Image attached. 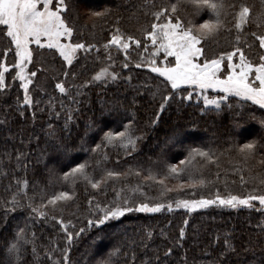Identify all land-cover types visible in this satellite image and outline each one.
<instances>
[{"label": "trees", "instance_id": "1", "mask_svg": "<svg viewBox=\"0 0 264 264\" xmlns=\"http://www.w3.org/2000/svg\"><path fill=\"white\" fill-rule=\"evenodd\" d=\"M84 1L81 4L75 0V10L68 13V23L75 29V41L95 47L90 52L77 53L71 68L66 67L55 51L36 49L29 69L37 72L28 92L31 106L24 105V91L20 81L14 79V49L4 57L8 40L0 38V63L10 69L5 74L8 87L0 94V264H10L7 247L20 228H27L30 235L35 234L39 264H53L44 256L46 250L53 248L57 251L49 254L56 264H63L64 249H67L69 264H102L109 260L112 252L116 255L111 256V264H215L224 249L225 235L236 252L229 253L224 264H264V232L257 227L264 224V214L254 209L213 205L187 213L173 204L171 212L166 207L159 213L131 212L100 228L89 226V219L95 220L101 215L97 205L108 206L113 200V188L119 191L124 186L122 195L131 197L134 202H160L159 185L143 180L146 170L178 164L190 147L215 153L219 167L212 164L204 169V175L212 181L207 188L196 191L195 195L188 188L168 193L172 200L165 197L166 204L175 199L211 198L217 190L222 196L229 193L244 196L254 188L259 189L258 183L251 182V176L264 174V165L258 163L264 157V147L258 152L257 160L247 163L240 161L234 148L245 142L264 143V131L259 126V120L264 117L261 116L263 110L251 104L245 106L237 101L230 110L225 102L222 110H209L193 94L191 99H185L190 92L187 89H178L173 94L169 86L165 87L166 82L161 83L163 79L149 72L146 66L135 67L140 54L148 56L143 48L137 50L135 45L129 49L131 62L125 69L124 54L114 46L106 50L104 45L117 29L125 37L144 40L143 29L152 22L151 15H145L146 0ZM147 3L160 5L166 0H147ZM226 3L236 5V11L240 4L250 8L240 47L256 62L263 51L251 33L264 35V0H226ZM95 12L107 14L95 17ZM227 20L231 21L232 16ZM236 37L234 29L223 31L202 46L208 57H218L234 50ZM109 52L113 61H108ZM108 64L112 65L109 71L117 74L118 79L92 82V77ZM57 83L65 86L66 94L59 92ZM166 95L172 98L161 111ZM69 113L72 120L66 123ZM241 113H244L243 118ZM133 118L136 135L143 136L136 152L127 155L118 144L102 147L95 153L90 151L102 142L105 132L122 131ZM234 121H239V128L234 127ZM239 133L243 135L238 136ZM174 135L181 138L175 146L167 143ZM80 146L89 151L80 150ZM61 150L71 154L62 155ZM18 155L21 156L19 162ZM85 161L88 162L86 172L94 179H100L109 170L127 172L143 168L145 171L140 177L130 175L127 181L122 178L110 182L102 190L92 189L83 179L75 183L63 179V173L70 171V166ZM239 167L245 169L243 175L249 183L242 185L241 173L233 174V169ZM25 180L29 185L25 191L29 197H35L36 204L41 197L46 201L61 191L73 197L67 206H62L63 211L55 213L64 221L67 233L55 220L33 219L26 207L9 211L5 218V202L17 191V181ZM138 182L142 187L133 195L129 189ZM167 183L171 187L176 181ZM46 211L51 215L50 209ZM181 229L184 231L182 239ZM67 234L73 236L71 243L67 241ZM169 250L170 254L166 255ZM25 261L36 264L31 245L20 264Z\"/></svg>", "mask_w": 264, "mask_h": 264}, {"label": "snow or ice", "instance_id": "2", "mask_svg": "<svg viewBox=\"0 0 264 264\" xmlns=\"http://www.w3.org/2000/svg\"><path fill=\"white\" fill-rule=\"evenodd\" d=\"M147 9L145 15H151L152 22L147 28L143 29L144 40L134 38L133 36L125 37L117 29L107 44L104 45L106 50L112 46L118 52L124 54L123 67H129L131 45L136 49L143 48L148 53L147 58L140 54L139 62L135 63L136 68L147 67V70L154 73L157 77L163 78L161 83L166 82L165 87L170 86L173 94L182 86H187L196 91L198 97H202L205 109L222 110V103L231 110L237 102H243L245 106L249 103L257 106L258 109L264 110V53L258 57L259 62L254 64L240 47L241 35L244 33L245 25L248 23L250 8L245 4H240L238 11L236 5L226 3V0H166V3L156 5L146 3ZM233 9V11H229ZM75 10V0H0V38L6 37L8 40L7 50L3 53L7 57L8 52L13 48L15 50V62L12 67L15 69V80L20 81V87L24 90V105L31 106L29 84L32 83L31 77L37 75L36 71L28 70V65L33 63V56L36 49L31 45H36L38 49L55 50L65 64L71 68L73 61L79 52H90L95 45H86L73 39L75 29L68 23V13ZM107 13L95 12V17H100ZM231 15L232 20H227ZM231 25V26H229ZM237 33L236 45L234 50L221 53L218 57H208L205 48L202 46L209 39L219 36L223 31ZM251 35L258 41L259 49H264V35L255 32ZM67 41V42H62ZM148 42L151 44L149 48ZM247 44V41H244ZM249 48L252 45H247ZM234 57H238L239 62H234ZM113 56L109 52L108 61H113ZM226 62V63H225ZM111 64L101 67L100 71L92 77V82L104 81L110 77L112 81L118 79L117 74L109 71ZM30 71V74H29ZM10 69L5 63H0V94L7 89L5 74ZM68 73H65L67 76ZM86 86V85H83ZM56 88L61 94H66V88L63 84L57 83ZM211 90L213 93L222 94L218 98H209L207 94ZM79 94V93H78ZM172 98L171 95L163 97L164 103L161 104L160 110H164V105ZM185 99H191L192 93L189 92ZM63 106V105H62ZM244 113L240 116L243 118ZM264 117V111H261ZM253 119L255 116L253 115ZM72 120L69 113L67 122ZM155 124V121H153ZM259 126L264 131V118L259 120ZM234 127L239 128V121H234ZM143 136L136 135L133 122L125 124L122 131H107L104 133L103 140L96 144L90 151L95 153L102 147L108 145L118 146L124 149L125 154L131 155L137 151L138 142ZM174 135L169 137L167 143L175 146L178 143ZM264 143L255 141L245 142L234 148L240 161L257 160L260 149ZM82 151L89 149L81 147ZM185 158L180 159L179 163L166 164L163 167L157 166L155 169H147V174L143 177L145 182H152L159 185L160 202L149 204L143 200L134 202L131 197L122 195L124 186L119 191L113 188L115 196L108 206H99L98 210L101 215L95 220L89 219V226L95 225L100 228L106 222L119 220L127 213H159L165 207L169 212L173 211V204L177 209H184L187 213L195 212L199 209H206L210 206L226 207L230 209L246 208L257 210L264 214V174L256 173L251 176V182L258 183L260 188H254L247 195L241 196L229 193L222 196L217 190L214 197L200 199H175L172 203H165L164 198L168 193L182 192L185 188L191 189L192 194L196 191L203 190L212 183L204 175V169L208 165L215 164L219 167V157L211 151H203L200 148L190 147L187 150ZM23 155V154H21ZM19 162L21 156L16 157ZM258 163L264 165V157L258 160ZM27 167V165H25ZM88 162L76 163L70 166V171L63 173L65 181L75 183L83 179L92 189L102 190L110 182H115L123 178L127 181L130 175L137 177L145 171L141 169H129L127 172L107 171L100 179H94L88 175L86 168ZM243 167L234 168L233 174L241 173L239 180L242 185L250 182L243 175ZM182 178L184 182H181ZM220 179L217 173V180ZM175 180L176 184L169 187L167 181ZM17 191L12 195L9 201H6L5 218L9 211H15L17 208H27L32 214L33 219L55 220L67 233V226L62 219L57 218L55 213L63 211L64 207L73 199L67 192L61 191L59 194L52 195L45 201L41 197L40 203H35V197H29L25 189L28 188V181H17ZM141 183L131 187L129 191L135 195L140 191ZM24 200L25 203H21ZM46 209L51 210V215ZM188 221H185L187 224ZM261 232H264V224H259ZM81 232L84 230L81 229ZM78 235V234H77ZM151 236V233L148 234ZM181 239L184 237V231H180ZM73 236L67 234V241L71 243ZM31 245L33 260L39 264V252L35 244V234H29L27 228H20L15 232L14 238L9 242L7 247V259L10 264H20L21 258L27 253L28 246ZM57 251L53 248L46 250L44 256L53 264V256L49 254ZM236 249L227 235L224 237V249L220 258L215 264H224L229 253H235ZM170 254V250L166 255ZM110 253L109 260L103 261L102 264H111ZM27 264V261H25ZM63 264H69L67 249H64Z\"/></svg>", "mask_w": 264, "mask_h": 264}, {"label": "rangeland", "instance_id": "3", "mask_svg": "<svg viewBox=\"0 0 264 264\" xmlns=\"http://www.w3.org/2000/svg\"><path fill=\"white\" fill-rule=\"evenodd\" d=\"M79 3H81V4H83V3H85V1L84 0H79ZM0 27H3V26H0ZM62 42H67V41H62ZM148 45H149V48H151V44H150V42L148 43ZM31 47L33 48V49H38L37 48V46L36 45H31ZM14 49V48H13ZM41 50V52L43 51V49H40ZM44 50H47V51H49V52H52V51H55V50H48V49H44ZM262 51H263V53H264V49H262ZM36 52V51H35ZM35 52H34V54H35ZM14 54H15V50H14ZM49 54H52V53H49ZM58 56H59V54L58 53H56ZM148 54V53H147ZM61 58V57H60ZM15 59V58H14ZM62 59V58H61ZM63 60V59H62ZM14 62H15V60H14ZM64 62V61H63ZM234 62L235 63H238L239 62V60H238V57H234ZM259 62V60H257L256 62L254 61L253 63L254 64H256V63H258ZM226 63V62H225ZM64 64H65V62H64ZM66 65V64H65ZM66 67H69V66H67L66 65ZM31 68V64H29L28 65V70ZM29 74H30V71H29ZM33 77H31V79H32ZM163 79V78H162ZM111 79H110V77H108V78H106V80H104V82H108V81H110ZM101 82V81H100ZM29 87H30V84H29ZM170 87V86H169ZM23 89V88H22ZM180 89H187V90H189L193 95H195L196 97H195V99L196 100H198V101H200L202 104H203V99H202V97H198L197 96V94H196V91H193L191 88H188L187 86H182ZM24 91V90H23ZM208 95H209V98H218L220 95H222V94H219V93H213V92H211V90H209V92L207 93ZM24 95H25V93H24ZM225 103V102H224ZM250 104V103H249ZM257 107V106H256ZM264 111V110H263ZM207 134L206 133H203V136H206ZM243 134H241V133H239L238 134V136H242ZM177 139H178V141H180V136H178L177 137ZM80 150H81V146H80ZM60 154H65V155H67V156H69L71 153L67 150V151H63V150H61L60 151ZM182 209V208H181Z\"/></svg>", "mask_w": 264, "mask_h": 264}]
</instances>
